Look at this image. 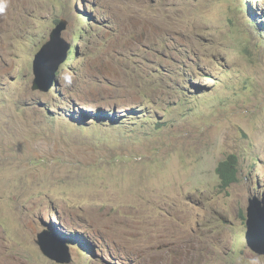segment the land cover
<instances>
[{"label": "rangeland", "instance_id": "374dc122", "mask_svg": "<svg viewBox=\"0 0 264 264\" xmlns=\"http://www.w3.org/2000/svg\"><path fill=\"white\" fill-rule=\"evenodd\" d=\"M249 206L264 226V0H0V264H60L44 230L68 264H264Z\"/></svg>", "mask_w": 264, "mask_h": 264}, {"label": "water", "instance_id": "95a60500", "mask_svg": "<svg viewBox=\"0 0 264 264\" xmlns=\"http://www.w3.org/2000/svg\"><path fill=\"white\" fill-rule=\"evenodd\" d=\"M67 27V21L60 19L50 32L46 41L34 55L32 69L34 78L32 90L48 92L58 84V71L68 57L71 44L61 38L62 32ZM245 242L246 245L258 254H264V226L259 221L252 207L247 209ZM36 243L41 252L57 262H69L68 248L60 240L57 242L46 231L37 234Z\"/></svg>", "mask_w": 264, "mask_h": 264}, {"label": "trees", "instance_id": "16d2710c", "mask_svg": "<svg viewBox=\"0 0 264 264\" xmlns=\"http://www.w3.org/2000/svg\"><path fill=\"white\" fill-rule=\"evenodd\" d=\"M239 159L235 154H229L224 160L220 161L216 167L220 186H228L231 182L238 179Z\"/></svg>", "mask_w": 264, "mask_h": 264}, {"label": "clouds", "instance_id": "9594fccd", "mask_svg": "<svg viewBox=\"0 0 264 264\" xmlns=\"http://www.w3.org/2000/svg\"><path fill=\"white\" fill-rule=\"evenodd\" d=\"M70 51V50H69ZM68 55H69V53H68ZM56 85H54L53 87H55ZM228 156V155H227ZM226 156V157H227ZM225 157V158H226ZM224 158V159H225ZM224 159H222V160H224ZM221 160V161H222ZM219 163V162H218ZM218 165V164H217ZM217 167V166H216ZM215 172H216V169H215ZM217 175V174H216ZM217 178H218V176H217ZM219 180V179H218ZM220 183V182H219ZM219 186H220V184H219ZM222 188V187H221ZM249 207H251V206H249ZM248 207V208H249ZM78 210H81V208L80 209H78ZM45 231V230H44ZM47 232V231H46ZM48 233V232H47ZM61 240V239H60ZM37 244V243H36ZM38 245V244H37ZM39 247V246H38ZM248 247V246H247ZM249 248V247H248ZM40 249V248H39ZM250 249V248H249ZM251 250V249H250ZM41 251V250H40ZM69 251V250H68ZM252 251V250H251ZM85 252H87V250H85ZM252 252H254V251H252ZM70 253V252H69ZM254 253H256V252H254ZM256 254H258V253H256ZM44 255V254H43ZM258 255H264V254H258ZM47 257V256H46ZM48 258V257H47ZM50 259V258H49ZM51 260H53V259H51ZM53 261H55V260H53ZM55 262H57V261H55ZM71 262V256H70V260H69V262H65V263H63V262H57V263H60V264H68V263H70Z\"/></svg>", "mask_w": 264, "mask_h": 264}, {"label": "bare ground", "instance_id": "6f19581e", "mask_svg": "<svg viewBox=\"0 0 264 264\" xmlns=\"http://www.w3.org/2000/svg\"><path fill=\"white\" fill-rule=\"evenodd\" d=\"M261 217H262V219L264 220V217L260 214V213H258Z\"/></svg>", "mask_w": 264, "mask_h": 264}]
</instances>
